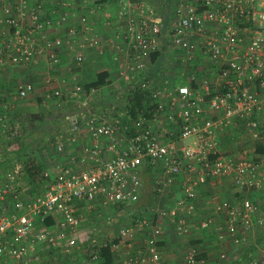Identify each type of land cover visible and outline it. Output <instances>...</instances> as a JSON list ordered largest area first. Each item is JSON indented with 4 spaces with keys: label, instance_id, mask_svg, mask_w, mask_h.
<instances>
[{
    "label": "built area",
    "instance_id": "obj_1",
    "mask_svg": "<svg viewBox=\"0 0 264 264\" xmlns=\"http://www.w3.org/2000/svg\"><path fill=\"white\" fill-rule=\"evenodd\" d=\"M118 3L129 58L119 65V76L125 95L134 88L149 91L148 110L132 117L124 103L118 110L101 105L96 111L90 102L114 92L102 87L85 90L74 82L53 89L48 96L62 105L68 95L76 113L51 132L45 145L55 155L68 149L76 153L70 152L67 162L56 157L55 173L44 168L29 193L24 187L29 159L23 161L27 156L13 148L28 133L29 122L10 113L34 85L20 83L9 96L0 91V264H45L41 254L50 248L74 251L79 208L124 209L137 203L148 166L153 197L175 182L182 196L156 213L151 235L126 264H164L155 235L163 221L173 224L178 235L189 233L200 185L222 178L238 190L264 185V150H257L264 147V0H174L166 17L147 2ZM85 5L88 0H0V68L26 67L39 56L58 64L64 36L49 32L51 14L69 8L85 23L94 11ZM69 19L60 15L56 24L61 27ZM66 27L69 41L82 36L74 26ZM90 42L96 45L97 37ZM80 47L76 66L85 58ZM153 55L159 61L155 69ZM224 136L239 147L220 148ZM214 209L221 222L207 215L197 226L213 227L217 240L229 237L235 248L248 246L255 228H264V208L257 201H221ZM143 223L148 224L140 220L138 226ZM135 233L132 224L124 225L117 237L131 240ZM86 241L91 262L99 261L100 247L114 246L98 233ZM197 257L198 249L190 247L186 262L196 264ZM240 263L264 264V238Z\"/></svg>",
    "mask_w": 264,
    "mask_h": 264
},
{
    "label": "crops",
    "instance_id": "obj_2",
    "mask_svg": "<svg viewBox=\"0 0 264 264\" xmlns=\"http://www.w3.org/2000/svg\"><path fill=\"white\" fill-rule=\"evenodd\" d=\"M118 1L119 0H88L87 7L89 8V10L94 7V11H91L92 13H90V18L85 23H81L79 21V16L71 15L69 12V8L51 14L52 26L50 27L49 32L51 33V35L54 36H64L63 45L59 50L60 60L58 64L52 66V64L48 63L46 58L39 56L35 59L32 64L26 67H17L9 65L0 68V91L5 94V96H9L14 90V88L20 83L30 81L34 85V91L25 100L21 102L19 101L18 103L16 102V105L14 102L15 106L12 109V112L10 113L12 117L21 116L23 119H25V114H27L28 111L30 112V110L32 109L33 111L35 108L39 109L40 107L52 109L50 105H55V102H57V98L50 97L48 95L52 92L53 89H64V87L70 86L74 82H77L80 85L81 81L83 82L86 80V82H90L95 79L96 74L100 71H106L109 75V77H107V84L100 86L104 89V91L107 89H111L113 91L114 88L117 91L125 90L122 78L119 76V65L122 64V66H125L128 63L129 58L127 45L123 40L124 38H122L124 24L121 21L119 22L117 18L120 9ZM87 7L85 5L84 8L88 11ZM74 8L75 5L71 6V9ZM63 14H68L70 19L66 23H64L63 26L59 27L56 24V19ZM160 15L163 16L164 13H160ZM66 26H74L77 31L82 33V36L77 35L75 42L69 41L71 40V38L68 40L65 36V30L67 29ZM92 36H96L98 39L96 45H91L90 39L92 38ZM79 45H81V47ZM76 47H80L83 50L85 56L84 61L80 66H76L73 63L76 51L75 49H77ZM117 91L116 93L113 92L105 95V97L110 96L109 102L104 101L105 104L102 102L101 105L108 106L109 104H112L114 102V97H117ZM123 94L124 93H121V95ZM64 98V109L60 110L57 115L51 114L49 116L50 126L52 127L50 131H55L60 128V126L65 123V118L67 116H73L76 113L74 105L70 103L74 102L73 99L68 95ZM101 98L102 97H100L99 99L101 100ZM95 104H97L96 101L90 103V106H95L97 111L99 105ZM27 127L28 133L25 136L29 134V128L31 127L30 123ZM225 137L226 136H224V138ZM229 142V138L226 137L225 139H223V144H221L222 147L220 146V148L229 150L233 149L234 147H239L230 144ZM70 152L74 153L73 150L71 151V149H68L66 152H64V155H62L59 161L67 162L70 157L68 156ZM57 161L58 159L55 160V162L52 164L49 163V165H46L44 163L43 166L47 171L55 173V170H57ZM146 176L147 175L145 174L144 169L143 189L141 197H144L145 192L149 190L148 196H146V198H149V200H151V205L146 206L147 209H151L154 212H158L160 209L163 208V205L164 207L169 206L173 200L182 196V192L178 188V182H175L173 185L163 186L160 193L153 197L151 192L153 178L152 170L150 171V175L147 176L150 179V187L149 189L145 190L144 181L146 179ZM241 198H249L254 201H257L264 208V185L260 190H238L232 186L230 179L227 178L215 180L214 182L208 181L207 183L200 185L198 187V197L196 199L197 215L195 216V219L189 222L190 228L192 229L191 233L194 234L193 230H197L199 232L198 236L189 237L190 233L184 236H178L176 234L178 238L174 243L171 239H168L169 233L163 232L164 227H162L161 231H159V233L155 235L156 239L158 240V247L164 264H188L184 256L179 255L181 250L178 251V246H183L184 249L187 246L185 245L187 237L192 240V243H200L204 245L205 251L208 253L212 251L210 239L215 238L219 249H225L227 252L230 253L231 257L228 261V264H240V261L254 255L256 248L264 238V228H261L262 230L259 233L258 231L257 233H255V230L253 231V233H251L250 243L248 246L246 245L242 248H235L229 237L222 241L217 240L216 231L215 229H213V227L210 228L205 234L204 230H201L196 224V222L203 218V216L207 215H212L217 221L221 222L220 220H222V217L218 214L216 215L214 205L221 201H229L232 203H236ZM155 203H158V206L155 207ZM101 211L102 213H99ZM123 212L124 209H120L114 206L96 205L92 211H88L86 205L80 207L78 210V214L81 216V222L78 228V236L80 237V241L85 242V244H87V238L97 232L99 233V229L97 228L98 226L100 227L113 222L114 219L112 213H114L115 216H123ZM84 218H91L92 220L94 219L96 222L95 224H97V226L94 225L90 229H88V227H85V230H83L82 223ZM97 218H99V220H101V222L103 223L100 224V221ZM154 223L155 221L150 224V227ZM171 225L172 227H174L173 224ZM47 226L51 225L48 224ZM201 232H203V234ZM76 233L77 232H75L74 234ZM106 234V236H108L109 231ZM141 234L142 233L135 234L134 238L136 237L137 244L133 245L132 251L137 250L136 248L141 245L140 242L143 240V237H140ZM143 242L146 243V241H142V243ZM128 245V247H130L131 249V244L129 243ZM192 245L195 246L194 244ZM113 250L114 248H111L113 254V261L111 264H126V259L123 258V256L126 254H115ZM84 251H87V248ZM56 253L59 254L62 253V251L59 248H50L48 251L42 253L41 255H43V257L52 255L53 258L55 257L53 255H55ZM212 254L213 253L211 252L208 256L210 257V255ZM63 257H65L66 262L61 264H92L91 261L86 258V256L81 254L79 255L78 253L73 256L66 255ZM204 262V260H198L196 264H204ZM96 263H98V261L93 262V264ZM49 264H57V262ZM206 264H213V262L211 263L209 261Z\"/></svg>",
    "mask_w": 264,
    "mask_h": 264
},
{
    "label": "rangeland",
    "instance_id": "obj_3",
    "mask_svg": "<svg viewBox=\"0 0 264 264\" xmlns=\"http://www.w3.org/2000/svg\"><path fill=\"white\" fill-rule=\"evenodd\" d=\"M132 1H136V0H132ZM138 1H142V2H147L149 5H151L152 7H154L159 13H164L165 9L168 8L170 0H138ZM158 67V66H157ZM156 67V68H157ZM88 80V79H87ZM86 81V80H85ZM83 81V82H85ZM82 83V81L80 82ZM109 91V90H107ZM114 93H116V89L114 88ZM121 93H127V91L125 90H120L117 91V97H114V102L112 104H109L110 107L114 108L115 110L117 109H121L124 106V102L126 100V96L123 94L121 95ZM108 92L105 91V93L103 92V95L100 96L102 97L101 100L97 97L96 98V103L99 105V107L101 106L102 102L104 103V101L109 102V97L107 96L105 97V95H107ZM121 95V96H120ZM93 101H91L90 103H92ZM55 102L54 104H51L50 106L51 108H35L34 111L33 109L30 110V112L28 111L27 114H25V120H28L31 127L29 128V134L27 136H25L24 138H20L17 143L13 146V148L15 150H17V152L20 155H25L27 156L26 158H22L23 161L25 159H29V161H32L35 164H46L49 165V163H54L56 160V157L61 158L62 155L56 154L53 152V150L49 147L46 146L45 143L47 142L48 138L50 137V134L52 131H50V129H52V127L50 126V118L49 116L52 114L57 115L60 110L64 109V105H57ZM72 105H74V102H70ZM95 104V105H97ZM105 104V103H104ZM92 105V104H91ZM107 106V105H106ZM94 107V106H93ZM44 109V110H42ZM32 111V112H31ZM188 142V140L186 141ZM49 149H48V148ZM78 148V147H76ZM35 180H31L29 177L27 178V180L25 181V185L24 187L26 188V190L30 193V191L34 190V182ZM150 187V179L149 177L146 176V179L144 181V189H149ZM144 190V191H145ZM151 200H149V198H146V196L139 198L138 202L124 208V212L122 213L123 216H115L114 213H112L113 216V222L110 224H105L103 226H98L97 228L99 229V233L98 235L100 236L101 239H103L104 241H108V243L114 245L113 248V252L115 254H126L123 256L124 259L127 260V257L130 256L133 253H136V250H133V245L137 244L136 243V237L134 239L131 240H126V239H121L118 238V230L120 229V227L124 226V225H129L132 224L135 228H136V233H142L140 237H143L142 241H147V238L151 235V231H150V224L153 223L155 221L156 218V213L152 211L151 209H147L146 206L151 205L150 204ZM158 206V203H155V207ZM164 207V205L162 206ZM99 213H102L99 212ZM99 220V218H97ZM140 220H145L147 221V223H149L148 225L143 223V226H138L139 221ZM100 221V224L103 223ZM95 220L91 219V218H84L83 220V230H85V227H88V229L92 228L94 225L97 226V224H95ZM162 227L163 228V232L164 233H169L168 239H171L174 243L177 240L178 236L181 235H176V232L174 231V227H172L171 223L163 221L162 223ZM54 227H52L50 229L51 232H54ZM262 229L260 227L255 228V233H258L261 231ZM109 231L108 236H106L107 232ZM192 229L190 228L189 233V237H194V236H198L199 232L197 230H193V233H191ZM205 234L208 232V230H204ZM203 234V232H201ZM85 236V235H84ZM186 237V236H185ZM187 237L186 240V244L187 245L185 247H179L178 246V251H180L179 255L184 256V258L186 259L189 247H193L192 244H194L197 249H198V257L197 259L199 261L204 260V264H206L207 262H213V264H228V261L230 260V253L227 252L225 249H219L218 244L216 243V239L211 238L210 239V243H211V249H212V255H210V257L208 256L210 253L205 251L204 245L200 244V243H192V240H190V238ZM139 238V237H137ZM133 241V242H132ZM142 241L140 242L141 245H139L136 249H138L139 247H141L142 245H144L145 242L142 243ZM194 241V240H193ZM131 244L132 248L130 249V247H128V244ZM209 243V244H210ZM192 245V246H190ZM177 246V245H176ZM87 248V245L85 244V242L80 241V237L78 238V244L75 247L74 251L69 252L68 254H64V253H59V254H55L52 258V255L43 257L42 255V260L44 261V263H53V262H57V264H61L66 262L65 257L66 255H76L77 253L80 255H84L86 256V258L89 257L88 252L84 251ZM185 250V251H184ZM224 255V257H222L221 255ZM78 257V256H77ZM58 260H57V259ZM64 258V259H63ZM69 259V258H68ZM93 264V262H91ZM237 264V263H236ZM241 264V263H240Z\"/></svg>",
    "mask_w": 264,
    "mask_h": 264
},
{
    "label": "trees",
    "instance_id": "obj_4",
    "mask_svg": "<svg viewBox=\"0 0 264 264\" xmlns=\"http://www.w3.org/2000/svg\"><path fill=\"white\" fill-rule=\"evenodd\" d=\"M136 1H138V0H136ZM173 1L174 0H170L168 8L165 9L164 17H166V16H168V14H170V11H171L172 5H173ZM152 60L154 61V65L152 68L155 69L159 64V61H156L155 55L152 56ZM107 77H109L108 72L100 71L96 74L94 80H92L90 82H86V81L82 82L81 86H83V88L85 90H89L92 87H94V88L100 87L102 85L107 84V82H108ZM149 102H150V98H149V91L148 90H146V89L141 90L138 88H134L129 95H126V100L124 103H125L126 108L128 109L129 114L132 117H135L139 111H147L148 110ZM147 114H149V113L147 112ZM257 150L262 151V150H264V147L257 146ZM24 169H25L28 177L31 180H35L36 178H38V174L40 172H42V170L44 169V166L42 164H35L32 161H29L28 163L24 164ZM150 170H151V168L149 166L147 168H145V174L147 176L150 175ZM148 192H149V190L145 192V196H148ZM45 223L47 225L48 224L50 225V224H52V220H50V218H46ZM112 261H113V254H112L110 246L106 245V246L100 247L99 248V261L96 264H111Z\"/></svg>",
    "mask_w": 264,
    "mask_h": 264
}]
</instances>
